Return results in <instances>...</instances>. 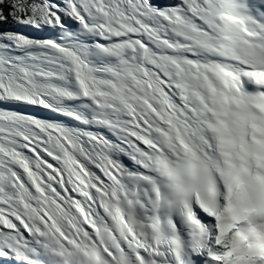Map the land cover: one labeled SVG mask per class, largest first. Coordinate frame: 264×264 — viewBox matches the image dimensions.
<instances>
[{"label": "snow or ice", "instance_id": "snow-or-ice-1", "mask_svg": "<svg viewBox=\"0 0 264 264\" xmlns=\"http://www.w3.org/2000/svg\"><path fill=\"white\" fill-rule=\"evenodd\" d=\"M0 264H264V0H0Z\"/></svg>", "mask_w": 264, "mask_h": 264}, {"label": "trees", "instance_id": "trees-1", "mask_svg": "<svg viewBox=\"0 0 264 264\" xmlns=\"http://www.w3.org/2000/svg\"><path fill=\"white\" fill-rule=\"evenodd\" d=\"M0 30H12V31H19L21 30L20 28L14 27L11 25V23L6 24V25H0Z\"/></svg>", "mask_w": 264, "mask_h": 264}, {"label": "rangeland", "instance_id": "rangeland-1", "mask_svg": "<svg viewBox=\"0 0 264 264\" xmlns=\"http://www.w3.org/2000/svg\"><path fill=\"white\" fill-rule=\"evenodd\" d=\"M19 31H23V29L19 30Z\"/></svg>", "mask_w": 264, "mask_h": 264}]
</instances>
